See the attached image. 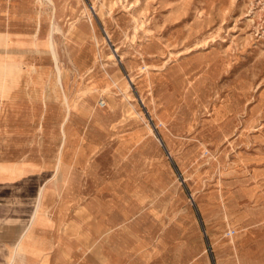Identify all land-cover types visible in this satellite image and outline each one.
Returning a JSON list of instances; mask_svg holds the SVG:
<instances>
[{"label": "rangeland", "instance_id": "374dc122", "mask_svg": "<svg viewBox=\"0 0 264 264\" xmlns=\"http://www.w3.org/2000/svg\"><path fill=\"white\" fill-rule=\"evenodd\" d=\"M4 106L0 214L25 225L48 181L32 233L69 219V264H264V0H0Z\"/></svg>", "mask_w": 264, "mask_h": 264}, {"label": "crops", "instance_id": "0c3cea01", "mask_svg": "<svg viewBox=\"0 0 264 264\" xmlns=\"http://www.w3.org/2000/svg\"><path fill=\"white\" fill-rule=\"evenodd\" d=\"M21 113L23 112L20 110V108H17V107L9 108V111L6 106L0 107V208H7V210H10V211L15 210L17 207H19V204H17V202L6 203L3 199L4 198L7 199V196H6L7 194L5 193L8 192L9 188H11V184L13 183L11 178L14 177V180H15V178L17 179L18 174L21 176L23 162H22L21 154H19L18 157H17V154L11 156V154H9L7 151V142H8V139H10L8 138L7 129H11L10 125L22 123L23 120L20 116ZM8 114L10 116H8ZM67 123L68 121L65 124L62 123L61 125L62 129L65 126V129L67 131L66 138L63 136L61 155H59V158H58V160L61 159V164L63 162L62 152L64 151V147L66 146L68 141L72 140L71 137L72 135H74L73 129H71L70 127L68 128ZM58 162L55 164V169L58 171H56L54 175H56L59 172V169L61 167V164L58 165ZM36 168H38L36 170L37 172L44 171L40 167H36ZM47 182L48 181L45 180L40 184L37 190V194H38L36 196L37 202L35 201L33 209L30 213L31 216L29 215L25 225H24L22 218L17 217V215L11 216L12 220L5 222L3 221L2 215L0 214V237H17L14 241L15 242L14 246L10 251V258L7 264H9L11 258L14 256V247L20 237H24L22 241L23 250L20 252L21 254L17 253L13 264L16 263L18 258H21L22 260V262L19 264H69L68 262H66V259L64 258V254L66 253V251H68L67 250L68 242L70 241V237L69 236L67 237L65 235L64 226L65 224H68L70 222L69 219L65 221V223H63L64 233L62 234L61 237H54L55 230H52V229L50 230L49 234L46 235L45 237H41V235L32 233V230L35 227L38 228L39 225L43 224V219L40 217V211L42 209L41 206L43 205L42 197L45 192V189L48 187ZM41 187H43L42 192L40 190ZM14 188L17 189L16 187ZM10 191L11 190H9V192ZM40 192H41V196L39 197ZM37 208L39 210L38 214L35 220L31 221L32 216ZM101 220L96 221L98 225H103ZM109 225L112 230H114V228L117 226V224H113V223H110ZM51 234H53V236H51ZM26 237H32L31 243H37V245L31 244V250L27 249L26 247V242H27ZM45 242L47 243V245L44 247ZM44 253L49 254L47 256V260L45 261L42 255Z\"/></svg>", "mask_w": 264, "mask_h": 264}, {"label": "bare ground", "instance_id": "6f19581e", "mask_svg": "<svg viewBox=\"0 0 264 264\" xmlns=\"http://www.w3.org/2000/svg\"><path fill=\"white\" fill-rule=\"evenodd\" d=\"M48 1H50V2H52V0H48ZM51 46L52 47H54V44H53V40H51ZM57 59V58H56ZM112 79V78H111ZM58 81H59V83H61L62 85H63V82H62V73H60L59 74V78H58ZM126 91H127V88H126ZM64 97H65V95H64ZM65 102H66V107L68 108V110H67V114L65 115V117H64V120H63V122H67L68 120H69V118H70V114H71V108H72V104H71V102H70V99L68 98V96L66 95V97H65ZM63 124H65V123H63ZM158 138V137H157ZM160 141V140H159ZM160 143H161V141H160ZM62 148V147H61ZM59 162H58V165H60L61 164V159L60 160H58ZM57 168V167H56ZM58 169V168H57ZM44 186V185H43ZM40 190H41V192H42V190H43V187H41L40 188ZM41 192H40V195H39V197L41 196ZM38 195V194H37ZM36 195V196H37ZM40 199V198H39ZM37 202V201H36ZM38 207V206H37ZM38 208L35 210V212H34V214H33V216H32V219H31V221H33V220H35V218H36V216H37V214H38ZM30 216H31V214H30ZM23 238L24 237H20L19 238V240H18V242L15 244V247H14V256L11 258V260H10V262H9V264H13V262L15 261V256L17 255V253H20L22 250H23V247H22V241H23ZM21 254V253H20Z\"/></svg>", "mask_w": 264, "mask_h": 264}, {"label": "built area", "instance_id": "2783aa9c", "mask_svg": "<svg viewBox=\"0 0 264 264\" xmlns=\"http://www.w3.org/2000/svg\"><path fill=\"white\" fill-rule=\"evenodd\" d=\"M107 105V103H106V101H105V99H100V101H99V107H105Z\"/></svg>", "mask_w": 264, "mask_h": 264}]
</instances>
